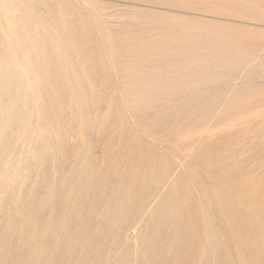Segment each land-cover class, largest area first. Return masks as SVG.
<instances>
[{
    "label": "rangeland",
    "instance_id": "374dc122",
    "mask_svg": "<svg viewBox=\"0 0 264 264\" xmlns=\"http://www.w3.org/2000/svg\"><path fill=\"white\" fill-rule=\"evenodd\" d=\"M262 109L264 0H0V264H244L222 180Z\"/></svg>",
    "mask_w": 264,
    "mask_h": 264
},
{
    "label": "bare ground",
    "instance_id": "6f19581e",
    "mask_svg": "<svg viewBox=\"0 0 264 264\" xmlns=\"http://www.w3.org/2000/svg\"><path fill=\"white\" fill-rule=\"evenodd\" d=\"M57 29V28H56ZM238 74V73H237ZM238 77V75H237ZM236 77V78H237ZM226 78V77H225ZM240 79V77H238ZM237 78V79H238ZM238 79V80H239ZM241 81V80H240ZM239 81V82H240ZM244 81V80H243ZM250 82V81H249ZM244 88V87H243ZM242 88V89H243ZM230 89V88H229ZM241 89V91H242ZM245 89V88H244ZM243 89V92H244ZM238 92V91H237ZM236 92V93H237ZM243 92H241L243 94ZM247 92V91H246ZM223 93V92H222ZM235 93V95H236ZM239 92V94H241ZM238 95V94H237ZM236 95V96H237ZM242 96V95H240ZM241 98V97H239ZM197 100V99H196ZM239 101V100H238ZM227 103V102H225ZM259 110V111H258ZM263 110V109H262ZM255 111V110H254ZM260 113V109H257ZM264 111V110H263ZM262 111V113H263ZM252 113V111H249ZM257 113V112H256ZM254 113V115L256 114ZM261 113V115H262ZM249 115V114H248ZM246 114V116H248ZM258 115V114H257ZM264 115V114H263ZM250 116V115H249ZM260 116V115H259ZM257 116V117H259ZM252 119V115L250 118ZM249 118V117H248ZM242 122L245 117H242ZM251 119V120H252ZM251 122L253 127L249 136H241L237 145V168L225 164V175L222 180L223 191L221 195L220 207L221 210V225L222 230L233 248L231 253L235 259L243 261L244 264H264V127H259L262 124L256 120V117ZM263 119V117H262ZM241 120V119H240ZM261 120V118L259 119ZM247 121V118H246ZM248 121H250L248 119ZM247 121V122H248ZM258 121V122H256ZM236 122V121H235ZM245 122V121H244ZM250 124V123H249ZM247 125V124H246ZM245 126V125H244ZM239 127V126H238ZM243 127V126H242ZM237 128V127H236ZM237 130V129H236ZM246 130V128H245ZM247 132V131H246ZM228 141V140H227ZM227 145V144H226ZM233 148V147H232ZM234 151V150H233ZM235 153V152H234ZM233 155V154H232ZM233 157V156H232ZM235 159V160H236ZM159 165V164H158ZM161 168V167H160ZM115 170V169H114ZM233 173V175H232ZM190 183V182H189ZM205 187V186H204ZM210 187V186H209ZM212 188V187H211ZM221 189V188H220ZM215 190V189H214ZM185 191V190H184ZM213 191V190H212ZM208 192V190H207ZM221 190L219 191V193ZM206 193V192H205ZM213 193V192H212ZM216 193V192H215ZM213 193V194H215ZM218 193V194H219ZM184 194V193H183ZM208 194V193H206ZM220 195V194H219ZM213 196V195H212ZM218 196V195H217ZM216 196V197H217ZM186 197V196H185ZM207 198V197H206ZM220 198V197H219ZM170 199V198H169ZM216 199V198H215ZM207 200V199H206ZM212 200V199H211ZM161 203V202H159ZM210 203V201H209ZM129 204V203H128ZM152 204V203H151ZM162 204V203H161ZM156 205V204H155ZM154 205V206H155ZM164 205V203H163ZM214 205V204H213ZM134 206V203H133ZM129 207V206H128ZM132 207V205H131ZM157 207V205H156ZM154 207V208H156ZM166 207V206H165ZM127 208V207H126ZM125 209V208H124ZM128 209V208H127ZM130 209V207H129ZM158 209V208H156ZM162 209V208H160ZM159 209V210H160ZM180 209V208H179ZM217 209V208H216ZM152 210V208H151ZM155 210V209H154ZM158 210V211H159ZM166 210V209H165ZM178 210V209H177ZM213 210V209H212ZM156 211V210H155ZM157 211V212H158ZM181 211V209H180ZM218 211V210H217ZM132 211H130L131 214ZM163 212V211H162ZM203 212V211H202ZM220 212V211H219ZM218 212V213H219ZM125 213V212H124ZM144 213V212H143ZM160 213V211H159ZM215 213V212H214ZM217 213V214H218ZM162 214V213H160ZM159 214V215H160ZM171 214V213H170ZM169 214V215H170ZM204 214V213H203ZM220 214V213H219ZM128 215V214H127ZM133 215V214H132ZM135 215V214H134ZM167 215V214H166ZM137 216V215H136ZM163 216V214H162ZM217 216V215H215ZM131 217V216H130ZM149 217V216H147ZM159 217V216H158ZM202 217V215L200 216ZM154 218V217H153ZM168 218V217H167ZM180 218V217H179ZM151 219V218H150ZM158 219V218H157ZM184 219V218H183ZM181 219V220H183ZM148 220V219H147ZM165 220V219H164ZM218 220V219H217ZM124 221V220H123ZM155 221V220H154ZM152 221V223H154ZM161 221V219H160ZM163 221V219H162ZM188 221V220H187ZM202 221V220H201ZM112 222V221H111ZM127 222V221H126ZM130 222V220H129ZM164 222V221H163ZM172 222V221H171ZM179 222V220H178ZM185 222V221H184ZM220 222V220H219ZM120 223V222H119ZM131 223V222H130ZM150 223V222H149ZM159 223V222H158ZM162 224V222H160ZM159 223V224H160ZM173 223V222H172ZM214 223V222H213ZM218 223V222H217ZM216 223V224H217ZM155 224V223H154ZM158 224V225H159ZM179 224V223H178ZM215 224V223H214ZM117 225V224H116ZM145 225V224H144ZM151 225V223H150ZM156 225V224H155ZM167 225V224H165ZM218 225V224H217ZM120 226V225H119ZM173 226V225H172ZM182 226V225H181ZM219 226V225H218ZM147 227V225H146ZM212 227V226H211ZM122 227H120L121 229ZM144 228V227H143ZM159 228V226H158ZM175 228V227H174ZM187 228V227H186ZM208 228V227H207ZM145 229V228H144ZM162 229V228H161ZM148 230V229H147ZM187 230V229H186ZM207 230V229H206ZM212 230V229H211ZM156 231V230H155ZM158 231V230H157ZM210 231V230H209ZM215 231V230H214ZM177 232V231H176ZM189 232V231H188ZM205 232V231H204ZM213 232V231H212ZM145 233V232H144ZM178 233L179 230H178ZM206 233V232H205ZM182 232L180 233V235ZM184 234V233H183ZM185 234H188L185 232ZM192 234V233H191ZM233 234L235 236H233ZM206 235V234H205ZM167 236V235H166ZM179 236V235H178ZM224 236V235H223ZM147 237V235L145 236ZM208 237H211L209 235ZM216 236H214L215 238ZM149 238V237H148ZM154 238V237H153ZM183 238V237H182ZM185 238V237H184ZM218 238V237H217ZM165 239V238H163ZM176 238L175 240H177ZM208 239V238H207ZM206 239V240H207ZM211 239V238H210ZM220 239V238H219ZM218 239V240H219ZM225 239V238H224ZM143 240V239H142ZM209 240V239H208ZM207 240V241H208ZM214 240V239H213ZM217 240V239H216ZM221 240V239H220ZM145 241V240H144ZM153 241V240H152ZM158 241V240H157ZM179 242V240H177ZM211 241V240H210ZM126 242V241H125ZM143 242V241H142ZM160 242V241H159ZM220 242V241H219ZM222 242V241H221ZM220 242V243H221ZM107 243V242H106ZM110 243V242H109ZM117 243V242H116ZM180 243V242H179ZM212 243V242H211ZM149 244V243H148ZM151 244V243H150ZM227 244V243H226ZM95 245V244H94ZM187 245V244H186ZM225 245V244H224ZM97 246V245H96ZM112 246V245H111ZM148 246V245H147ZM150 246V245H149ZM148 246V247H149ZM176 246H178L176 244ZM212 246V245H211ZM229 246V245H227ZM226 246V247H227ZM100 247V246H99ZM171 247V246H170ZM199 247V246H198ZM202 247V246H201ZM223 247V245H222ZM145 248V247H144ZM150 248V247H149ZM200 248V247H199ZM95 249V248H94ZM104 249V248H103ZM117 249V248H116ZM148 250V248L146 247ZM151 249V248H150ZM154 249V248H153ZM186 249V247H185ZM215 249V248H213ZM217 249V248H216ZM120 250V248H119ZM125 250V249H124ZM143 250V249H142ZM169 250V248L167 249ZM199 250V249H198ZM97 251V250H96ZM171 251V250H170ZM186 251V250H185ZM183 251V252H185ZM189 251V249H187ZM202 251V249H201ZM93 252V251H92ZM117 252V251H116ZM120 252V251H119ZM153 252V250H152ZM151 252V253H152ZM156 252V250L154 251ZM182 252V253H183ZM217 252V251H216ZM90 253V252H89ZM88 253V254H89ZM115 253V252H114ZM157 253V252H156ZM165 253V252H164ZM200 253V252H199ZM208 253V252H207ZM141 254V253H140ZM158 254V253H157ZM169 254V253H168ZM178 254V253H176ZM180 254V253H179ZM188 254V253H187ZM193 254V252H192ZM204 254V253H202ZM210 254V253H209ZM95 255H97L95 253ZM147 254L146 257H148ZM154 255V254H153ZM200 255V254H199ZM91 256V255H90ZM157 255H155L156 257ZM176 256V255H175ZM201 256V255H200ZM87 257V256H86ZM89 257V256H88ZM145 257V258H146ZM150 258V257H149ZM197 258V257H196ZM200 258V257H199ZM203 258V257H202ZM97 259V258H96ZM198 259V258H197ZM201 259V258H200ZM221 261H224L223 256H219ZM99 260V259H98ZM128 260V257H127ZM135 260V259H134ZM143 260V259H142ZM91 261H93L91 259ZM149 261V260H148ZM198 261V260H197ZM201 261V260H200ZM220 261V262H221ZM227 261V260H226ZM132 262V261H131ZM147 262V261H146ZM203 262V260H202ZM94 263V262H93ZM198 263V262H197ZM141 264V262H140ZM207 264V263H205ZM229 264V263H228Z\"/></svg>",
    "mask_w": 264,
    "mask_h": 264
}]
</instances>
